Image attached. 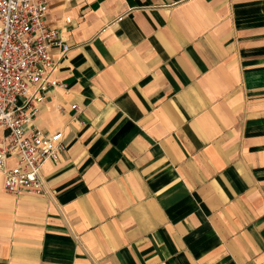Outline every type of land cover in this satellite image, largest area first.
<instances>
[{
  "label": "crops",
  "instance_id": "obj_1",
  "mask_svg": "<svg viewBox=\"0 0 264 264\" xmlns=\"http://www.w3.org/2000/svg\"><path fill=\"white\" fill-rule=\"evenodd\" d=\"M51 4L66 150L0 181V264H264V0Z\"/></svg>",
  "mask_w": 264,
  "mask_h": 264
},
{
  "label": "built area",
  "instance_id": "obj_2",
  "mask_svg": "<svg viewBox=\"0 0 264 264\" xmlns=\"http://www.w3.org/2000/svg\"><path fill=\"white\" fill-rule=\"evenodd\" d=\"M53 1L0 0V181L17 196L45 193L41 169L66 150L63 132L36 125L47 92L68 89L53 78L57 63L51 50L65 55L71 49L49 23Z\"/></svg>",
  "mask_w": 264,
  "mask_h": 264
}]
</instances>
